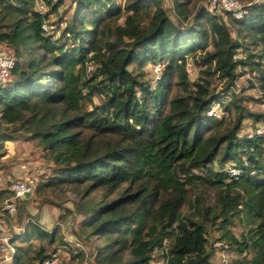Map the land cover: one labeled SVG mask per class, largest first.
I'll return each mask as SVG.
<instances>
[{"label": "trees", "instance_id": "16d2710c", "mask_svg": "<svg viewBox=\"0 0 264 264\" xmlns=\"http://www.w3.org/2000/svg\"><path fill=\"white\" fill-rule=\"evenodd\" d=\"M40 1L41 14L34 0H0V43L14 63L0 87V148L20 136L38 145L54 169L36 190L74 193L67 212L94 264H149L155 252L164 264H210L212 228L250 255L232 264H264V134L238 135L264 115L242 105L248 96L223 98L245 72L264 97V3L248 1L242 18L221 11L224 21L202 0H170L173 19L161 0ZM66 2L55 36L49 16ZM147 64L159 68L153 82ZM213 103L222 116L207 114ZM55 228L31 218L12 233L10 264L50 257L41 242Z\"/></svg>", "mask_w": 264, "mask_h": 264}, {"label": "rangeland", "instance_id": "374dc122", "mask_svg": "<svg viewBox=\"0 0 264 264\" xmlns=\"http://www.w3.org/2000/svg\"><path fill=\"white\" fill-rule=\"evenodd\" d=\"M239 1L241 4H246L250 0ZM257 2L264 3V0H259ZM118 3L121 4V1L119 0ZM161 4L170 18L173 19L170 0H161ZM197 4L204 8L207 6L206 0L199 1ZM66 6L67 2L60 6L56 13L49 16L50 23L52 22V24H50L51 30L55 36L59 34L64 24L54 21H57L60 13L64 9H68ZM212 12L218 13L224 17L219 10H214ZM69 15L70 10L67 14L62 16V19L69 17ZM223 20L226 21L225 17ZM119 23H121V20H119ZM231 35L233 36V34ZM2 53L11 56V49L7 47L5 43H0V54ZM237 56H240V53H238ZM155 67L157 66L147 64L143 68L144 78L150 82H153L154 79L159 76V68L157 72L155 71ZM198 69V67L193 66L190 62L187 63L186 71L189 80L196 79ZM235 71L238 73L239 68ZM248 79H251L249 73L245 72L238 74L234 80L233 87L229 88L227 92H224L223 98L228 99V96L232 93L248 96L250 99L242 100V105L249 111L264 115V97L256 84H254L255 87L253 88L248 86ZM222 82L223 79L215 75L210 79V87H212L214 91H220L222 89ZM252 82L255 83L254 80ZM92 101L98 103L100 100L98 97H93ZM211 106L216 109L215 116H222L217 103H213ZM259 126L263 127L262 122H257L255 128ZM8 128H10V126H8ZM253 128V122L249 119H244L238 135H248L252 133ZM53 169L52 163L43 157L41 149L32 140H25L24 137L20 136L17 139L5 141L2 144L0 148V225L3 226L1 229L4 228L2 232L8 231L10 234L15 232L18 233L20 229L24 228L27 224L26 221L29 218H33L47 231L56 227L54 242H52L51 245H47L44 241L41 243L48 253H54L58 257L57 264H82V262L94 264L92 243L74 235L78 220L71 213H68L73 209L72 203L75 199L74 193L67 190L61 193L58 192V190H50L48 188L36 190L38 183L48 179V177L53 174ZM24 171H27V174L32 176L34 180L33 191L26 198L16 201L15 211L12 215H9L3 210V202L11 198L10 191L8 190L9 183L26 174ZM57 223L61 226H58ZM233 223L234 224L229 228L233 236L239 239L240 234H243L245 231L241 228L240 223L237 221H233ZM218 235L219 231L215 228L209 230V234L207 235L208 243L206 248L212 255L210 257V264H217V258L220 253L228 254L229 264H232L236 259H248L250 257V255L245 252L237 254L228 246L223 250L222 247H224L225 244L222 240L217 239ZM213 242H219L222 245L219 248H211V243ZM35 243L38 242L36 241ZM152 256L153 260L149 264H164V259L159 253L155 252ZM10 263L11 262L8 261L0 264Z\"/></svg>", "mask_w": 264, "mask_h": 264}, {"label": "built area", "instance_id": "2783aa9c", "mask_svg": "<svg viewBox=\"0 0 264 264\" xmlns=\"http://www.w3.org/2000/svg\"><path fill=\"white\" fill-rule=\"evenodd\" d=\"M257 1L259 0H253V2H257ZM247 4L248 3L241 4L239 0H206L207 6H205V8L208 11L219 10V11L228 12L234 18H242L247 12L246 9ZM34 8L39 14L45 11V6L40 0H34ZM41 28L46 30L47 29L46 23L43 22L41 24ZM13 64H14L13 58L10 55H7L6 53L0 54V87L4 86L7 80L9 79L10 71L13 67ZM90 69H91L90 65L86 66L87 71H89ZM155 71L158 72V66L155 67ZM215 113H216L215 107L211 106L207 114L214 115ZM255 126L252 130V133H249L247 136L250 137L253 134H264V125L263 127L259 126L256 128ZM27 171H24V173L26 174L10 181L9 183L8 190L10 191L11 198L6 199L3 202V210H5L9 215H12V213L15 211L16 201L26 198L33 191L34 180L32 176L27 174ZM227 171H228V176L230 178H236L239 174V171L233 166L227 167ZM29 220H31V218H29L26 221V223ZM57 225L61 226L59 223H57ZM23 230L24 228L20 229V232H22ZM11 235L12 234L8 233V231L0 232V263L8 262L11 260L14 251L13 246L9 241ZM221 245L222 244L219 242L211 243V246L216 248H219ZM224 249H226L225 245L223 250ZM57 263H58V257L53 253L50 255V257L43 259L39 264H57ZM82 264H87V263L82 262ZM217 264H229L228 254L220 253V255H218L217 258Z\"/></svg>", "mask_w": 264, "mask_h": 264}, {"label": "crops", "instance_id": "0c3cea01", "mask_svg": "<svg viewBox=\"0 0 264 264\" xmlns=\"http://www.w3.org/2000/svg\"><path fill=\"white\" fill-rule=\"evenodd\" d=\"M1 227H3V226H2V225H0V232H2V231H3V229H4V228H2V229H1Z\"/></svg>", "mask_w": 264, "mask_h": 264}]
</instances>
